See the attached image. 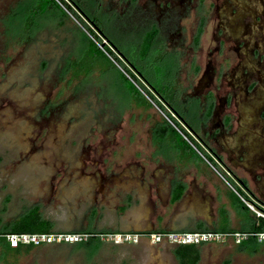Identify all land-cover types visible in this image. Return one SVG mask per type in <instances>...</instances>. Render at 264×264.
<instances>
[{
  "label": "rangeland",
  "instance_id": "obj_1",
  "mask_svg": "<svg viewBox=\"0 0 264 264\" xmlns=\"http://www.w3.org/2000/svg\"><path fill=\"white\" fill-rule=\"evenodd\" d=\"M186 1L54 0L57 8L49 0H0V233L34 208L54 235L129 232L161 216L160 204L143 196L144 164L129 153L138 143L162 148L156 135L173 125L203 152L182 124L197 131L203 124L207 107L192 86L207 61L215 72L233 56L212 52L210 0L203 8ZM89 40L111 50L107 60ZM230 77L223 92L245 100L237 74ZM206 151L201 156L229 179ZM92 241L18 252L0 244V264H178L173 245L131 252V243ZM226 243L203 244L197 264H264V240L254 251Z\"/></svg>",
  "mask_w": 264,
  "mask_h": 264
},
{
  "label": "crops",
  "instance_id": "obj_2",
  "mask_svg": "<svg viewBox=\"0 0 264 264\" xmlns=\"http://www.w3.org/2000/svg\"><path fill=\"white\" fill-rule=\"evenodd\" d=\"M182 19L176 21L177 29L181 28ZM150 27L157 33L155 26ZM175 39L171 41L174 43ZM196 70L199 72L198 67ZM212 105L210 102L202 115L203 125L210 131L195 134L208 146L203 148V152L191 146L178 132L157 133L156 138L162 141V148L150 143L144 146L138 143L130 151L129 155L135 156L131 160L135 161L133 163L144 164L143 196L160 204L158 209L161 216L143 228L116 233L252 232L257 227L259 220L244 206L239 195L249 196L258 203L264 201V107L259 108V101L231 100L224 105L233 112L232 117L225 119L219 116L213 122L209 116ZM206 150L230 174V186L199 154H205ZM207 157L215 164L209 155ZM135 169L134 174L137 173ZM133 177L139 179L136 175ZM141 185L138 183L133 187ZM88 241L82 243L83 246L93 244L92 240ZM226 244L234 245L231 241ZM150 245L153 244L141 239L131 245L130 251L146 249ZM202 246L194 247L199 258ZM176 248H172L171 253L179 264L174 255Z\"/></svg>",
  "mask_w": 264,
  "mask_h": 264
},
{
  "label": "flooded vegetation",
  "instance_id": "obj_3",
  "mask_svg": "<svg viewBox=\"0 0 264 264\" xmlns=\"http://www.w3.org/2000/svg\"><path fill=\"white\" fill-rule=\"evenodd\" d=\"M187 1L188 3L185 5L190 4V0ZM204 1L205 0H201L200 2V0H197V7L199 3H201L202 7ZM209 5L216 13V17L213 21H206L207 25H212V29L217 34L214 36L213 32L211 33L212 38L214 36L212 52L217 51L218 54H222L223 56H226V54L230 52L233 56L232 61H230L228 57H224L221 67L215 72L210 64V60L206 62L202 74L196 79L195 86H192L193 91L197 89L201 92V96L197 99V103H204L203 106L208 107V104L212 102L213 105L210 114L218 118L219 116H223L225 119L231 118L233 115L232 111L224 105L231 101V95L228 92H223V83L221 82L225 80L224 78L226 76L231 78L230 76L237 74L238 78L235 79L238 80V83L236 85L240 86L239 89L242 91V94L247 96L246 100L259 101V108L263 109L264 0H210ZM225 8L229 9L230 12L223 15V10ZM186 9H188L186 11V15H188L190 9L185 7V10ZM181 16L184 17L185 15L182 14L180 17ZM179 20L180 18L178 21ZM226 64L229 65V69L228 71L222 72V66L225 67L227 66ZM214 75L216 80H211ZM255 75L256 77H254ZM229 82L230 80H228L227 84H229ZM229 86L232 85L229 84ZM234 88L235 85L232 87V90ZM255 89L257 92H255ZM232 93H234V91H232ZM159 98L164 101L162 96H159ZM182 124L188 134L192 132L195 135L198 131H210L205 129L203 124L202 126H197L198 131L184 120H182ZM189 131L191 132L189 133ZM199 142L202 148L208 147L203 140ZM260 204L264 208V201L260 202Z\"/></svg>",
  "mask_w": 264,
  "mask_h": 264
},
{
  "label": "built area",
  "instance_id": "obj_4",
  "mask_svg": "<svg viewBox=\"0 0 264 264\" xmlns=\"http://www.w3.org/2000/svg\"><path fill=\"white\" fill-rule=\"evenodd\" d=\"M99 46V45H98ZM103 49V48H102ZM174 129L192 146V143L188 140V138L174 126ZM207 153V152H206ZM201 155V153L199 152ZM209 155V153H207ZM210 156V155H209ZM205 160L204 155H202ZM213 159V157L211 156ZM206 162L209 161L206 159ZM215 163H218L214 159ZM211 168L215 171V173L228 185L229 180L222 176L212 164L209 163ZM225 172V171H224ZM229 177L230 174L225 172ZM244 206L253 212L257 219L264 220V211L263 207L260 203L256 202L249 196L239 195ZM249 237H254L258 242L264 240V231L260 233H251V232H215V231H205V232H154V233H87V234H48V235H16L9 234L6 235V240L10 244L11 247H16L18 243L21 244H30L39 245L40 243H51V242H64V243H80L86 242L91 238H98L104 242H112L115 245L123 244V243H131L136 244L141 239H146L149 243L153 245L157 244H168L176 247L179 246H187V245H203V244H224L226 242L231 241L233 244L237 245L240 242L246 240Z\"/></svg>",
  "mask_w": 264,
  "mask_h": 264
},
{
  "label": "trees",
  "instance_id": "obj_5",
  "mask_svg": "<svg viewBox=\"0 0 264 264\" xmlns=\"http://www.w3.org/2000/svg\"><path fill=\"white\" fill-rule=\"evenodd\" d=\"M58 8L57 3L54 2V0H49ZM62 1V0H60ZM66 8L70 9L68 6ZM94 27H96V30H98L95 23L92 24ZM88 33L94 38L97 39V36L90 30H87ZM93 39V40H94ZM91 45L94 47V49L99 52L100 55H103L106 60L108 59L105 54H111V50L107 48L106 46L103 47L104 53L101 52L98 49V45L94 44L92 40H89ZM100 44V43H99ZM112 47V43H109ZM101 45V44H100ZM125 78V77H124ZM126 79V78H125ZM130 86L134 88V86L129 82ZM169 128L172 130L171 132L176 133L174 129H172L170 126ZM177 198V196L175 197ZM259 223L257 227L251 232V233H260L264 231V220L258 219ZM51 224L48 221L42 220L37 212V209L34 208L30 210L27 214L23 215L20 219L15 221L13 225L10 227L9 230L1 232L0 233V244L3 245L8 250H12L15 252H18L22 247L25 248H31L34 246L32 243L30 244H21L18 243L16 247H10L8 242H6V235L9 234H16V235H48L51 233ZM89 240H97L98 238H91ZM248 243H252L250 247L248 246ZM258 245V241L254 237H249L246 240L240 242L237 244L240 248H251L252 251L256 249V246ZM194 245H187V246H179L174 250V255L179 261V264H197L199 261V254L196 249H194Z\"/></svg>",
  "mask_w": 264,
  "mask_h": 264
},
{
  "label": "water",
  "instance_id": "obj_6",
  "mask_svg": "<svg viewBox=\"0 0 264 264\" xmlns=\"http://www.w3.org/2000/svg\"><path fill=\"white\" fill-rule=\"evenodd\" d=\"M103 47H104V44L102 43V44H101V48H103Z\"/></svg>",
  "mask_w": 264,
  "mask_h": 264
}]
</instances>
